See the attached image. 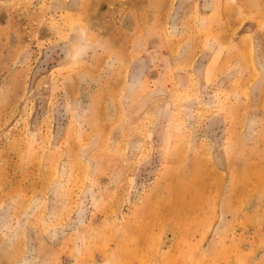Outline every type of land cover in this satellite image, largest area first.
Instances as JSON below:
<instances>
[{
  "label": "rangeland",
  "instance_id": "obj_1",
  "mask_svg": "<svg viewBox=\"0 0 264 264\" xmlns=\"http://www.w3.org/2000/svg\"><path fill=\"white\" fill-rule=\"evenodd\" d=\"M0 264H264V0H0Z\"/></svg>",
  "mask_w": 264,
  "mask_h": 264
}]
</instances>
